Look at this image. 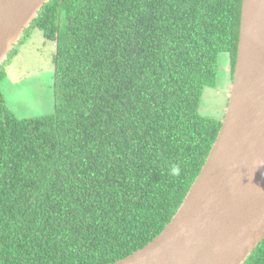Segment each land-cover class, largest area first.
Instances as JSON below:
<instances>
[{"label":"trees","instance_id":"trees-1","mask_svg":"<svg viewBox=\"0 0 264 264\" xmlns=\"http://www.w3.org/2000/svg\"><path fill=\"white\" fill-rule=\"evenodd\" d=\"M241 1L43 6L19 45L53 43V112L19 119L0 95V264H112L159 235L219 131L201 98L234 67Z\"/></svg>","mask_w":264,"mask_h":264},{"label":"water","instance_id":"water-1","mask_svg":"<svg viewBox=\"0 0 264 264\" xmlns=\"http://www.w3.org/2000/svg\"><path fill=\"white\" fill-rule=\"evenodd\" d=\"M50 0H0V70ZM220 128L152 241L112 264H244L264 240V0H242Z\"/></svg>","mask_w":264,"mask_h":264},{"label":"rangeland","instance_id":"rangeland-1","mask_svg":"<svg viewBox=\"0 0 264 264\" xmlns=\"http://www.w3.org/2000/svg\"><path fill=\"white\" fill-rule=\"evenodd\" d=\"M19 46L17 55L4 69L6 73L0 76V95L8 110L19 119L50 114L54 104L53 43L45 41L35 30ZM223 59L217 87L203 91L200 108L201 114L218 120L223 117L225 93L232 78L231 65Z\"/></svg>","mask_w":264,"mask_h":264}]
</instances>
